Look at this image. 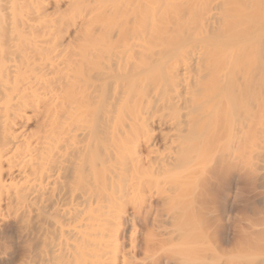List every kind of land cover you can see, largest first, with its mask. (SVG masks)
Listing matches in <instances>:
<instances>
[{"label":"bare ground","instance_id":"6f19581e","mask_svg":"<svg viewBox=\"0 0 264 264\" xmlns=\"http://www.w3.org/2000/svg\"><path fill=\"white\" fill-rule=\"evenodd\" d=\"M0 264H264V0H0Z\"/></svg>","mask_w":264,"mask_h":264},{"label":"rangeland","instance_id":"374dc122","mask_svg":"<svg viewBox=\"0 0 264 264\" xmlns=\"http://www.w3.org/2000/svg\"><path fill=\"white\" fill-rule=\"evenodd\" d=\"M251 94L252 93H250V92L242 94L240 102H239L240 108L248 107V106H250V104L253 103L252 100H251V97H252ZM230 112H233L232 109H229V111H228L229 115H230ZM232 175L233 176H237L235 171H233ZM232 175L229 176L231 179H232ZM211 177L213 179L211 181L212 183H211V186H210L209 200L220 206V205H222L225 202V198H226L225 197V192H224L226 184H225L224 181H227V179H229V178H227L226 174L223 171H221V170H217L216 172H214V176L212 174ZM225 177H226V179L224 180ZM233 179L231 180L230 183L232 184L231 185L232 188H235L236 187V185H235L236 183L233 181ZM128 209H129L130 213H132V212L134 213L133 206L131 204L128 206ZM141 216H142L141 214L138 216L139 219H140ZM136 226H137V229L140 231L139 240L143 241V239H144V231L141 229L140 223H137ZM139 257H142V256L139 255Z\"/></svg>","mask_w":264,"mask_h":264}]
</instances>
